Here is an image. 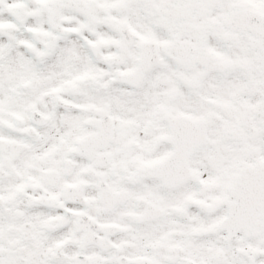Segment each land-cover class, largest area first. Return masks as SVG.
Returning a JSON list of instances; mask_svg holds the SVG:
<instances>
[{
    "label": "flooded vegetation",
    "instance_id": "flooded-vegetation-1",
    "mask_svg": "<svg viewBox=\"0 0 264 264\" xmlns=\"http://www.w3.org/2000/svg\"><path fill=\"white\" fill-rule=\"evenodd\" d=\"M260 164L264 0H0V264H264Z\"/></svg>",
    "mask_w": 264,
    "mask_h": 264
},
{
    "label": "water",
    "instance_id": "water-1",
    "mask_svg": "<svg viewBox=\"0 0 264 264\" xmlns=\"http://www.w3.org/2000/svg\"><path fill=\"white\" fill-rule=\"evenodd\" d=\"M264 167L263 166H257L255 168H248V167H243L241 170V173H252L253 171H263ZM255 174V173H254ZM264 192V185L262 188ZM257 211L259 213L257 214ZM254 216H256V220L254 221L253 225H248L250 229L258 230V229H263L264 228V208L258 210V208H255Z\"/></svg>",
    "mask_w": 264,
    "mask_h": 264
}]
</instances>
